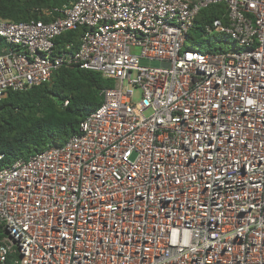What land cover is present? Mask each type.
Wrapping results in <instances>:
<instances>
[{
    "label": "built area",
    "instance_id": "obj_1",
    "mask_svg": "<svg viewBox=\"0 0 264 264\" xmlns=\"http://www.w3.org/2000/svg\"><path fill=\"white\" fill-rule=\"evenodd\" d=\"M220 3L227 23L204 22L202 34L236 49L187 48ZM55 11L47 23L0 20V102L67 66L114 86L64 145L0 170V264H264V0ZM78 28L79 44L57 49Z\"/></svg>",
    "mask_w": 264,
    "mask_h": 264
},
{
    "label": "trees",
    "instance_id": "obj_2",
    "mask_svg": "<svg viewBox=\"0 0 264 264\" xmlns=\"http://www.w3.org/2000/svg\"><path fill=\"white\" fill-rule=\"evenodd\" d=\"M70 1L0 0V20L13 23L32 20L51 22L60 16V12L55 10L63 9ZM224 15V3L204 9L196 21L192 40L204 22L222 19L226 24ZM83 32L84 28H78L56 38L57 49L69 42L78 45ZM208 38V48L199 49L203 53L236 49L234 42L225 35L214 34ZM218 42L228 47L218 49L215 46ZM113 86L114 81L99 72L67 66L55 72L48 83L26 91L6 92L0 102V170L12 166V160L29 159L49 146L64 145L78 134L81 122L102 106L101 92ZM4 238L5 231L0 222V242Z\"/></svg>",
    "mask_w": 264,
    "mask_h": 264
},
{
    "label": "rangeland",
    "instance_id": "obj_3",
    "mask_svg": "<svg viewBox=\"0 0 264 264\" xmlns=\"http://www.w3.org/2000/svg\"><path fill=\"white\" fill-rule=\"evenodd\" d=\"M201 28L196 31V36H194V39L187 43L188 47H191V48H193L195 50H199L200 48H203V49H207L208 48L209 38H208L207 35L202 34ZM215 46L218 49L219 48L226 49L228 47L225 43H220V42L216 43ZM136 52L139 53L138 50ZM139 65L141 67H145V68H159L160 67V62H158V61H150V60L142 58V59L139 60ZM140 99H141V92L139 90H135L134 91V99H133L134 102L137 103V102L140 101ZM10 163H11V165H13L15 163V160H12Z\"/></svg>",
    "mask_w": 264,
    "mask_h": 264
}]
</instances>
